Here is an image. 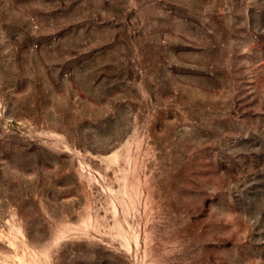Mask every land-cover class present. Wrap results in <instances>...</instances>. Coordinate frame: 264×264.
Masks as SVG:
<instances>
[{"label":"rangeland","instance_id":"rangeland-1","mask_svg":"<svg viewBox=\"0 0 264 264\" xmlns=\"http://www.w3.org/2000/svg\"><path fill=\"white\" fill-rule=\"evenodd\" d=\"M0 264H264V0H0Z\"/></svg>","mask_w":264,"mask_h":264}]
</instances>
